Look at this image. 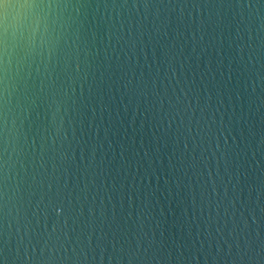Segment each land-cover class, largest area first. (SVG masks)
Wrapping results in <instances>:
<instances>
[{
  "label": "water",
  "instance_id": "95a60500",
  "mask_svg": "<svg viewBox=\"0 0 264 264\" xmlns=\"http://www.w3.org/2000/svg\"><path fill=\"white\" fill-rule=\"evenodd\" d=\"M90 2L93 9L99 7L87 32L88 46L93 53L90 57L92 68L82 89L77 87L78 114L68 127L67 141L62 149L58 145L57 152L53 153L50 140L45 139L50 135L45 111L41 108L33 112L25 123L29 148L20 158L23 168L18 165V173L10 182L9 194H12L11 189L18 187L16 197L22 204L21 230L25 222L23 217L30 221L29 255L33 254V249L36 257L41 255L47 233L59 220L50 210L43 211V200L63 203L66 208L67 223L59 221L64 248L58 255L65 257L63 264H101V249L103 264H118L117 259L112 258L114 249L117 253L120 249L127 251L136 246L138 239L143 247L152 241L158 254L170 255L171 259L163 260L162 264H249L247 257L243 261L240 259L247 251L246 239L255 252L264 256V214L256 210L257 223L245 212L248 222L245 230L239 211H236L243 210L242 204L255 208L258 195L264 206V194L257 192L264 184V160L259 168L255 161L251 166L245 164L239 187L229 185L225 197L211 152L206 153L208 163L205 165L199 138L194 143L184 127L178 128L179 118L173 121L167 115L169 99H175L173 86L177 92L183 86L193 106L199 99L201 105L208 102L215 110L222 100L220 112L227 110L225 124L235 112L232 134L228 135L227 128L224 130L229 144L233 136L241 140V130L247 136L249 124L254 125V131L264 134V106L257 110V106L250 103L254 97L244 90L243 81L236 78L235 64L231 65L233 75L229 79L232 55L228 44L232 18L229 5L235 0ZM125 2L130 7L139 4L141 16L145 2L161 6L162 14L163 6H169L168 13L161 17L167 15V35L157 38L153 34L150 39L146 31L130 64L120 51V45L110 39L111 21L104 16L106 4ZM180 5H186L183 20L179 19ZM172 6H175L174 11ZM216 10L224 21L223 28L215 33L217 42L206 50L194 46L192 32L196 31L199 20L203 17L207 23L209 11ZM189 11H192L191 17ZM122 18L125 32L129 23L135 32L139 17L129 21L125 12ZM193 19L195 24H192ZM147 29L151 30L150 23ZM207 32L211 35L212 28ZM221 37L222 43L219 42ZM173 44L175 51L181 53L179 60L183 63V68L176 63L179 85L175 79L171 83L163 79V71L159 78L156 76L158 66L163 68L165 53ZM113 49L117 50L115 54ZM165 85L168 86L167 96ZM209 94L211 101H208ZM241 116L243 121L237 123L236 118ZM216 119L219 121V114ZM220 144L224 145L223 136ZM220 172H224L223 165ZM213 180L217 182L219 196L213 193ZM4 189L0 175V192ZM236 196L239 199L233 209L231 200ZM7 228L4 212L0 210V249L10 250L14 258L16 241L9 242ZM15 231L13 222L12 232ZM76 254H80L79 261ZM25 261L33 264L27 257L16 260L15 264H25ZM123 264H127L126 259Z\"/></svg>",
  "mask_w": 264,
  "mask_h": 264
},
{
  "label": "clouds",
  "instance_id": "9594fccd",
  "mask_svg": "<svg viewBox=\"0 0 264 264\" xmlns=\"http://www.w3.org/2000/svg\"><path fill=\"white\" fill-rule=\"evenodd\" d=\"M163 7V14H167L169 6ZM185 7L186 5L179 6L181 20L185 18ZM229 7L232 9L228 40L232 53L229 58V79L233 75L231 65L235 64L236 78L243 81L244 90L250 97H254L250 103L255 104L258 110L260 106H264V0H235ZM172 10H175V6H172ZM125 12L129 21L133 17H139L135 32L130 23L128 31L125 32V21L122 18ZM98 13L99 7L93 9L90 0H0V175L3 176L5 185V189L0 192V200H3L0 210H3L8 225L9 242L12 239L16 241L14 258L10 250L0 249V256L3 257L0 264H9L10 260L15 264L16 260H24L25 257L31 259L33 264H63L65 260L64 256L58 255L64 248L61 235L63 229L60 228L59 221L67 223L65 205L60 202L41 201L43 211L47 213L50 210L59 220L52 231L47 233L41 255L36 257L33 249L30 256L29 246L32 244L30 221L24 216L25 222L21 230L22 204L16 197L18 187L11 189V195L9 187L13 175L18 173V165L23 168L20 158L29 148L25 123L29 121L33 112L41 108L45 111L50 130V135L45 139L50 140V150L53 153L57 152L58 145L62 149L66 143L68 127L74 123L78 114L77 87L82 89L83 81L87 80L92 68L90 57L93 53L88 46L87 32ZM163 14L161 6L148 2L143 4V16L140 14L139 4H133L131 7L127 2L105 5V19L111 21L110 39H114L116 44L120 45V51L127 56L129 64L136 56L137 46L142 43L146 31L150 39L153 34L157 38L167 35L168 18L164 15L162 19ZM188 16H192V11L188 12ZM149 23L151 30L147 29ZM195 23L193 19L192 24ZM223 25L220 12L209 11L207 23L201 17L196 31L192 32L194 46L198 45L206 50L217 42L215 33L217 29H222ZM209 27L212 28L211 35L207 32ZM219 42H223L222 37ZM175 47L173 44L166 51L164 66L163 68L158 66L156 76L159 78L160 72L163 71V79L169 83L175 79L179 85L176 63H180L181 68L183 63L179 60L181 53L175 51ZM116 51L113 49V54ZM167 88L165 85V96L168 95ZM172 96L175 99L174 101L169 99L167 115L173 121L179 118L178 128L184 127L194 143L199 138L201 157L205 165L208 163L206 153L211 152V159H214L216 164L219 185L223 187L224 196L227 197L229 185L239 187L240 177L244 175L241 171L244 165L251 166V162L255 161L259 168L261 160H264V134L257 133L254 131V125L249 124L248 135L245 136L241 130V140L237 141L233 136L232 143L229 144L228 135L232 134L235 112L233 111L232 116H229V122L225 124L224 116L227 110L220 112L222 100L215 110L208 102L201 105L199 99L193 106L189 92L185 91L183 86L179 92L173 86ZM239 98L240 95L237 93V99ZM208 101H211V94L208 95ZM217 114L220 116L219 121L216 119ZM242 121L243 116L236 118L237 123ZM225 128L228 129V135L224 133ZM221 136L224 137L223 146L220 144ZM258 156L260 159H257ZM221 165L224 168L223 174L220 172ZM209 176L211 178V170ZM217 187L216 180H213V193L219 196ZM257 192L264 194V184ZM238 199L239 196H236L231 200L233 209H236ZM259 201L258 195L255 208L242 204L243 210L236 209L244 222L245 230L248 228L245 212L252 216L253 221H257V209L264 214V206H261ZM251 203L250 191L249 205ZM13 222L16 224L15 233L12 232ZM245 245L247 251L240 256L241 261L247 257L249 264H264V256L253 250L251 242L246 239ZM237 246L239 247V244ZM73 251L75 252V249ZM112 258L117 259L118 264H123L125 259L127 264H162L163 260L171 259L170 255L165 257L158 254L153 249L152 241H148L147 247H143L139 239L136 246L129 247L127 251L120 249L117 253L114 249ZM84 259L87 260L86 254ZM100 259L103 264V249ZM76 260H80V254H76Z\"/></svg>",
  "mask_w": 264,
  "mask_h": 264
}]
</instances>
